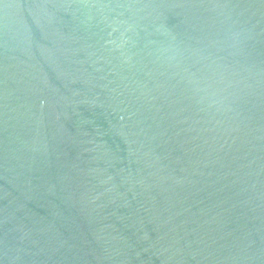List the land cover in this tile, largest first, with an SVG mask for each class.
I'll list each match as a JSON object with an SVG mask.
<instances>
[{"label": "water", "instance_id": "water-1", "mask_svg": "<svg viewBox=\"0 0 264 264\" xmlns=\"http://www.w3.org/2000/svg\"><path fill=\"white\" fill-rule=\"evenodd\" d=\"M0 264H264V0H0Z\"/></svg>", "mask_w": 264, "mask_h": 264}]
</instances>
